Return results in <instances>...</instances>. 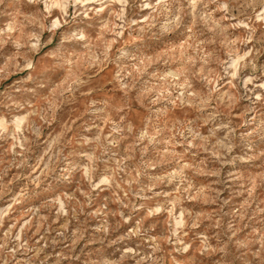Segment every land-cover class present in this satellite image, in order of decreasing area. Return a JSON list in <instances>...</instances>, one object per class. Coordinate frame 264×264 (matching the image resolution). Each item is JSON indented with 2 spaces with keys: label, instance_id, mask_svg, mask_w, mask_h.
Returning <instances> with one entry per match:
<instances>
[{
  "label": "rangeland",
  "instance_id": "obj_1",
  "mask_svg": "<svg viewBox=\"0 0 264 264\" xmlns=\"http://www.w3.org/2000/svg\"><path fill=\"white\" fill-rule=\"evenodd\" d=\"M0 264H264V0H0Z\"/></svg>",
  "mask_w": 264,
  "mask_h": 264
}]
</instances>
